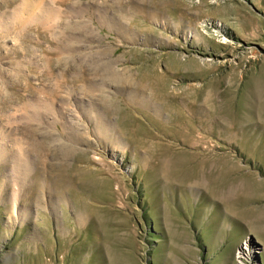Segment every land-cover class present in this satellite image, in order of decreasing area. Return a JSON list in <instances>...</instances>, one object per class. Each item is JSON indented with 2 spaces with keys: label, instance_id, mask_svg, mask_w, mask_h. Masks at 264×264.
<instances>
[{
  "label": "rangeland",
  "instance_id": "1",
  "mask_svg": "<svg viewBox=\"0 0 264 264\" xmlns=\"http://www.w3.org/2000/svg\"><path fill=\"white\" fill-rule=\"evenodd\" d=\"M244 250L264 264V0H0V264Z\"/></svg>",
  "mask_w": 264,
  "mask_h": 264
},
{
  "label": "bare ground",
  "instance_id": "2",
  "mask_svg": "<svg viewBox=\"0 0 264 264\" xmlns=\"http://www.w3.org/2000/svg\"><path fill=\"white\" fill-rule=\"evenodd\" d=\"M146 78L152 79L150 76H148ZM238 117L239 116H236L234 120L239 123V122H241V119L239 120ZM180 165H182V164L179 163L178 161L166 160V163H165V165L162 166V168L165 171L166 176H170V173H173L172 171H174L175 168L180 166ZM192 174L196 177V179H195L196 183L205 184L208 188H211V190L213 191V193L215 195H220L221 196V195L226 193V190H225L227 188L226 184L223 181L222 182H217L215 184V182H213L210 179L209 175L211 174V171L209 169H199L198 171L192 172ZM175 177H174V180H175ZM245 249H246V247H245ZM245 251L246 250L239 251L237 253L238 254L237 255V264H245V261H244L245 255H248V257H249V254L244 253Z\"/></svg>",
  "mask_w": 264,
  "mask_h": 264
},
{
  "label": "crops",
  "instance_id": "3",
  "mask_svg": "<svg viewBox=\"0 0 264 264\" xmlns=\"http://www.w3.org/2000/svg\"><path fill=\"white\" fill-rule=\"evenodd\" d=\"M239 216H240V217H241V216H244V213H240ZM246 216H248V214L245 213V217H246ZM257 217L260 218L261 215H260V214H257ZM244 229H246V226H245V227L243 228V230H241V231L239 230V228L235 227V228L232 230V234H233L234 236H238V234H240V233H243V232L245 233L246 230H244Z\"/></svg>",
  "mask_w": 264,
  "mask_h": 264
}]
</instances>
